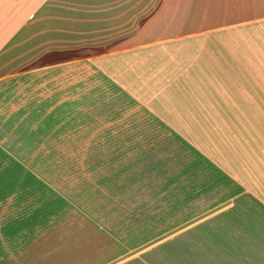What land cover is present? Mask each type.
I'll return each instance as SVG.
<instances>
[{"label": "crops", "instance_id": "1", "mask_svg": "<svg viewBox=\"0 0 264 264\" xmlns=\"http://www.w3.org/2000/svg\"><path fill=\"white\" fill-rule=\"evenodd\" d=\"M59 147L83 205L0 163V264H264V0H0V149Z\"/></svg>", "mask_w": 264, "mask_h": 264}, {"label": "rangeland", "instance_id": "2", "mask_svg": "<svg viewBox=\"0 0 264 264\" xmlns=\"http://www.w3.org/2000/svg\"><path fill=\"white\" fill-rule=\"evenodd\" d=\"M54 144L64 145L66 143ZM85 152L86 150L83 149L62 147L21 150L0 149V163H4L8 172H25L31 174L32 178L33 176L39 178V180L30 179L17 182L25 188L54 189L62 195H67L72 203L83 205V174L89 171L90 167L80 163ZM93 200L94 198L91 199V202ZM104 234L108 239H112L114 230L106 229ZM123 247L124 259L127 258L124 261L125 264H178V246L170 250H168L170 245L165 244L151 246L124 244ZM171 252L176 255H172ZM102 263L104 262L100 264Z\"/></svg>", "mask_w": 264, "mask_h": 264}]
</instances>
